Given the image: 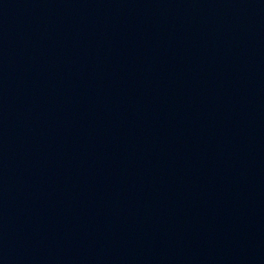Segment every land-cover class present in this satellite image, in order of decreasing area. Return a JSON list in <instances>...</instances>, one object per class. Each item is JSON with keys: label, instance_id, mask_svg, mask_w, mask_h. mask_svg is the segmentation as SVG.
Masks as SVG:
<instances>
[{"label": "water", "instance_id": "obj_1", "mask_svg": "<svg viewBox=\"0 0 264 264\" xmlns=\"http://www.w3.org/2000/svg\"><path fill=\"white\" fill-rule=\"evenodd\" d=\"M0 264H264V0H0Z\"/></svg>", "mask_w": 264, "mask_h": 264}]
</instances>
